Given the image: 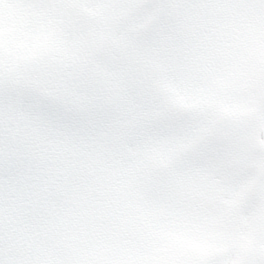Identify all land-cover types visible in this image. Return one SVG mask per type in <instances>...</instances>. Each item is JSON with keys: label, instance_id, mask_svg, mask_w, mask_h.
<instances>
[{"label": "snow or ice", "instance_id": "6c2138e0", "mask_svg": "<svg viewBox=\"0 0 264 264\" xmlns=\"http://www.w3.org/2000/svg\"><path fill=\"white\" fill-rule=\"evenodd\" d=\"M0 264H264V0H0Z\"/></svg>", "mask_w": 264, "mask_h": 264}]
</instances>
